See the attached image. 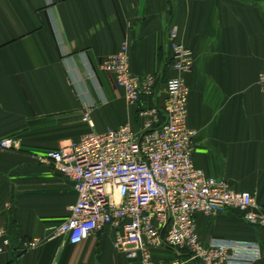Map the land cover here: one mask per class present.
Returning <instances> with one entry per match:
<instances>
[{"label":"crops","instance_id":"crops-1","mask_svg":"<svg viewBox=\"0 0 264 264\" xmlns=\"http://www.w3.org/2000/svg\"><path fill=\"white\" fill-rule=\"evenodd\" d=\"M173 24L194 55L183 74L192 161L249 190L264 216V0H0V140L18 141L0 147V226L12 240L0 264H144L114 246L112 226L76 244L52 234L77 196L41 156L87 132L125 123L140 131L137 105L100 62L126 41L131 71L157 76L151 103L162 105L164 81L176 72L166 35ZM87 107L92 126L82 120ZM196 219L202 241L255 242L260 258L252 264H264V228L234 209ZM20 237L41 240L20 251ZM174 255L170 247L155 249L148 264Z\"/></svg>","mask_w":264,"mask_h":264},{"label":"built area","instance_id":"built-area-1","mask_svg":"<svg viewBox=\"0 0 264 264\" xmlns=\"http://www.w3.org/2000/svg\"><path fill=\"white\" fill-rule=\"evenodd\" d=\"M174 24L167 31L174 75L164 81L162 105L151 103L157 94V76L131 71L128 44L106 55L100 68L110 72L124 97L137 105L142 128L128 124L103 132H87L74 142L47 150L41 158L69 178L76 200L68 216L51 229L53 235L76 244L105 226L114 228V246L148 264L155 249L170 247L175 255L156 264H252L260 257L259 244L211 237L202 241L196 215L215 216L227 209L238 211L249 226L264 228L249 190L233 189L225 178L214 177L193 163L195 130L188 127V84L194 55L176 38ZM264 93V68L258 74ZM264 98V96H263ZM88 107L82 120L92 126ZM15 137L0 140V147L16 148ZM40 238H18L20 251L29 250ZM11 238L0 226V253L11 248ZM186 259V260H185Z\"/></svg>","mask_w":264,"mask_h":264},{"label":"rangeland","instance_id":"rangeland-1","mask_svg":"<svg viewBox=\"0 0 264 264\" xmlns=\"http://www.w3.org/2000/svg\"><path fill=\"white\" fill-rule=\"evenodd\" d=\"M254 227H256V226H254ZM261 228V227H260Z\"/></svg>","mask_w":264,"mask_h":264}]
</instances>
